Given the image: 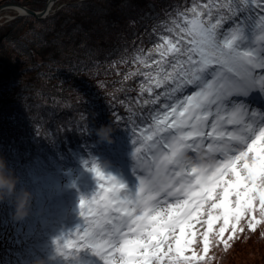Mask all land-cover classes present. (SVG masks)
Returning <instances> with one entry per match:
<instances>
[{"label": "trees", "instance_id": "1", "mask_svg": "<svg viewBox=\"0 0 264 264\" xmlns=\"http://www.w3.org/2000/svg\"><path fill=\"white\" fill-rule=\"evenodd\" d=\"M0 1L38 11L46 0ZM238 3L69 0L42 20L23 15L0 27V157L18 179L17 192L32 196L21 220L15 218L14 197L0 202V264H70L57 254L55 241L82 224L80 200L97 191L91 164L96 162L106 176L122 172L138 178L135 148L154 130L153 116L165 111L161 104L173 103L168 96L179 99L198 90L185 83L181 91H171L177 80L164 76L178 78L187 55L168 51L165 41L176 43L183 36L177 46L191 47L177 25L186 27L184 18L192 17L193 6L206 19L203 5H208L210 23L223 17L217 31L226 34L236 19L228 6ZM216 68L210 66L205 78L212 79ZM158 80L162 87L156 86ZM161 93L166 95L153 103ZM102 125L113 128L111 143L98 142L95 129ZM144 155L143 165H148L152 156ZM241 224L244 231L227 249L212 247L207 264H264V224L254 232L245 221ZM196 229L204 230L199 224ZM199 240L198 235V252ZM89 254L81 252L80 260H98Z\"/></svg>", "mask_w": 264, "mask_h": 264}, {"label": "snow or ice", "instance_id": "2", "mask_svg": "<svg viewBox=\"0 0 264 264\" xmlns=\"http://www.w3.org/2000/svg\"><path fill=\"white\" fill-rule=\"evenodd\" d=\"M203 7L208 9L206 19L193 6L192 17L184 18L186 27L177 25L190 37L186 43L191 47L177 46L183 36L176 43L165 41L168 51L187 55L178 78L164 76L177 80L171 91H181L185 83L198 90L179 99L168 96L173 103L161 104L165 111L153 116L154 130L138 139L137 162L143 165L148 159L145 151L152 159L148 175L141 174L134 189L91 164L97 191L80 200L82 224L55 241L57 254L70 264H89L79 258L85 250L101 264H207L212 247L223 244L227 249L237 232L244 231L241 221L253 232L264 224V112L253 110L249 122L241 99L253 91L264 94V0L229 5L236 19L226 34L217 31L223 17L210 23L212 10ZM213 65L216 71L206 79ZM156 86L163 83L158 80ZM224 123L238 130L226 131ZM162 132L168 135L153 140ZM206 139L212 141L208 152L216 154L193 164L188 150L195 152ZM198 235L200 252L195 247Z\"/></svg>", "mask_w": 264, "mask_h": 264}, {"label": "rangeland", "instance_id": "3", "mask_svg": "<svg viewBox=\"0 0 264 264\" xmlns=\"http://www.w3.org/2000/svg\"><path fill=\"white\" fill-rule=\"evenodd\" d=\"M47 1V0H46ZM45 1V3H46ZM67 1L69 0H58L56 1L53 5H52V9L54 10L55 8H60L62 5H64ZM2 4H18V3H10V2H6V1H0V5ZM21 5V4H19ZM45 6V4H44ZM27 7V6H26ZM30 9V7H27ZM43 9V8H42ZM41 9V10H42ZM33 10V9H31ZM35 11V10H34ZM40 11V10H38ZM54 13L53 11L50 12L48 15ZM17 15V12L15 10H10V9H5V10H2L0 12V27L5 24L6 22L8 21H11L13 20L14 18H12L13 16ZM47 15V16H48ZM23 16V15H21ZM26 16H29V15H26ZM46 16V17H47ZM45 17V18H46ZM35 18V17H34ZM39 20V19H38ZM42 20V19H40ZM2 37V36H1ZM249 98H250V94L248 95V97H244V98H241L242 99V102L245 103L247 105V108H248V113H249V116L246 117V120H249L251 119V112L253 110H256L258 113H260V110L258 109V107L256 105H254L252 102L249 101ZM211 122V120H210ZM238 127L239 126H235V125H229L227 123H224L223 124V128L224 130L226 131H233V130H238ZM226 140V138H225ZM212 142L211 140H205L203 142V144L199 145L197 147V150L195 152L191 151V150H188V156L189 158L191 159V162L193 164H201V163H206L208 162V156L209 155H215V150H213L212 153H209L208 152V149L206 147V145L208 143ZM222 142V141H221ZM191 143V142H190ZM217 143H220V142H217ZM237 147H239V145H237ZM167 151V150H166ZM149 166H150V161H149V164L148 165H141V164H137V172H141V174H143L144 176H147L148 175V170H149ZM154 170V169H153ZM108 175H111V176H114L116 179L120 180L122 183H124L129 189H134V187L138 184V179L136 177H132L131 175H124V173L122 172H118L116 174H108ZM163 199V197H161ZM171 199V198H169ZM92 260V259H91ZM90 260V261H91ZM92 263V262H90ZM92 264H101V262L99 261V259L97 261H95L94 263Z\"/></svg>", "mask_w": 264, "mask_h": 264}, {"label": "clouds", "instance_id": "4", "mask_svg": "<svg viewBox=\"0 0 264 264\" xmlns=\"http://www.w3.org/2000/svg\"><path fill=\"white\" fill-rule=\"evenodd\" d=\"M112 133L113 128L110 125H102L95 129L98 142L111 143ZM17 183L18 179L14 176L12 170L8 168L7 162L3 157H0V202L14 197L15 218L21 220L29 213L32 196L27 190L17 192Z\"/></svg>", "mask_w": 264, "mask_h": 264}, {"label": "water", "instance_id": "5", "mask_svg": "<svg viewBox=\"0 0 264 264\" xmlns=\"http://www.w3.org/2000/svg\"><path fill=\"white\" fill-rule=\"evenodd\" d=\"M58 0H47L45 3V6L40 11H34L29 8H27L24 5L19 4H2L0 5V12L5 9L15 10L17 12V15L13 16L12 18H15L17 16L21 15H29L33 16L36 19H44L50 12H55L58 10V8L52 9V5ZM81 1V0H79Z\"/></svg>", "mask_w": 264, "mask_h": 264}]
</instances>
